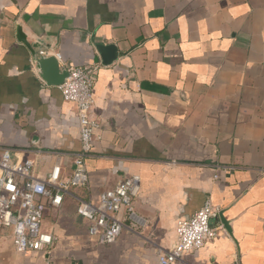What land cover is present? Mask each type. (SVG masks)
<instances>
[{
  "label": "crops",
  "instance_id": "1",
  "mask_svg": "<svg viewBox=\"0 0 264 264\" xmlns=\"http://www.w3.org/2000/svg\"><path fill=\"white\" fill-rule=\"evenodd\" d=\"M18 26L63 68L100 65L101 129L88 185L47 210L56 245L20 254L0 229V264H159L206 199L222 228L175 264H264V0H0V150L35 160L40 176L59 162L66 177L81 150L77 107L41 77ZM99 44L115 45L111 63ZM133 173L145 225L99 244L77 204Z\"/></svg>",
  "mask_w": 264,
  "mask_h": 264
},
{
  "label": "built area",
  "instance_id": "2",
  "mask_svg": "<svg viewBox=\"0 0 264 264\" xmlns=\"http://www.w3.org/2000/svg\"><path fill=\"white\" fill-rule=\"evenodd\" d=\"M99 68L98 64L69 66L68 76L58 85L63 98L77 107L81 150L74 156L71 174L62 177L58 162L46 176H40L36 173L35 160L15 159L11 150H0V229H12L17 253L52 249L58 237L44 230L48 208L59 207L72 188L86 187L89 183L86 159L94 151L101 129V121L92 114ZM140 191L141 176L133 173L119 179L114 187L103 190L97 203L79 200L77 213L89 222V234L96 237L99 244L115 243L124 227L138 229L145 225V219L135 206ZM220 211L211 199H206L192 216L179 219L176 242L170 249H158L159 264H175L186 253L213 240L222 228L212 224Z\"/></svg>",
  "mask_w": 264,
  "mask_h": 264
},
{
  "label": "water",
  "instance_id": "3",
  "mask_svg": "<svg viewBox=\"0 0 264 264\" xmlns=\"http://www.w3.org/2000/svg\"><path fill=\"white\" fill-rule=\"evenodd\" d=\"M17 38L29 49L33 63L39 70L41 77L50 85H60L68 76V69L60 65L58 58L54 55H45L46 48H50L43 39H29L21 26L17 27ZM104 63H111L117 57L115 45H97ZM222 217V212L220 213ZM223 219L225 226H229L227 219Z\"/></svg>",
  "mask_w": 264,
  "mask_h": 264
}]
</instances>
